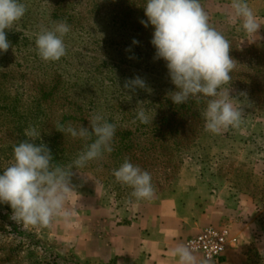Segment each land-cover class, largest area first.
<instances>
[{
  "label": "rangeland",
  "instance_id": "rangeland-1",
  "mask_svg": "<svg viewBox=\"0 0 264 264\" xmlns=\"http://www.w3.org/2000/svg\"><path fill=\"white\" fill-rule=\"evenodd\" d=\"M21 2L27 7L26 14L12 30H6L11 46L0 53V174L11 163L14 146L26 138L24 131L30 126L41 131L36 143L48 146L53 163L70 164L91 141L64 134L58 131L60 126L89 127L91 115L100 113L116 125L113 151L73 169V187L83 178L94 180L95 172L100 179L107 174L113 176V170L125 158L148 171L153 187L165 191L175 168L192 154L207 164L212 176H227L236 190L253 197L264 222V136H247L250 125L264 116V0H247L260 25L252 35L246 34L239 22H232L231 0H200L209 23L231 44L229 55L236 66L231 82L224 88L234 106L243 110V117L238 127L220 134L204 127L194 145L182 151L173 144L175 136L159 140L148 128H140L136 119L137 111L143 109L149 121L160 120L158 115L153 116L152 107L164 104L176 90L165 61L154 59L155 48L150 43L154 29L140 23L147 19L143 9L146 0ZM56 21L70 25L64 37L67 54L58 61H44L37 54L36 33ZM133 39L139 43L133 45ZM136 76L146 82L147 88L125 89V81ZM195 99L200 98H190ZM200 101L198 106L204 111L207 98L201 97ZM126 130L137 139L125 154L120 142ZM165 169L170 170L164 174ZM103 184L114 197L110 207L116 212H123V200L136 202L132 188L115 177ZM97 200L86 195L82 205H94ZM78 205L71 199L66 204L75 212L70 222L56 219L50 226L33 227L14 221L11 207L0 203V264H73L71 255L62 257L58 248L63 246L59 237L70 238L72 228L86 224L82 215L79 220L75 218L82 211Z\"/></svg>",
  "mask_w": 264,
  "mask_h": 264
},
{
  "label": "clouds",
  "instance_id": "clouds-1",
  "mask_svg": "<svg viewBox=\"0 0 264 264\" xmlns=\"http://www.w3.org/2000/svg\"><path fill=\"white\" fill-rule=\"evenodd\" d=\"M230 7L232 22H239L248 35L258 31L260 25L247 0H231ZM143 9L147 19L140 23L154 29L150 41L155 48L154 59L165 61L170 81L176 88L170 93L172 102L180 105L192 97H205L207 103L202 115L206 131L220 134L230 127H238L243 110L234 106L229 91L224 88L231 82L236 66L229 55L231 44L209 23L200 0H146ZM26 11L21 0H0V53L7 52L11 46L6 30H12ZM69 31L66 21H56L50 28L37 32L38 56L53 62L64 57L67 54L64 37ZM138 43L133 39V45ZM124 88L135 91L146 89L147 85L136 76L126 80ZM136 119L145 124L149 122L143 109L137 111ZM88 121L89 127L69 125L58 130L73 138L91 141L68 165L53 163L48 146L36 143L41 139V131L34 126L25 129L26 138L14 146L11 163L0 174V203L11 207L14 221L33 227L50 226L56 219L71 221L75 212L66 204L75 191L71 184L73 169L83 168L113 151L116 125L100 113L91 115ZM113 176L117 182L131 187V195L137 200L153 197L151 174L128 159L113 170ZM171 254L178 258V264H198L194 249L188 245L177 244Z\"/></svg>",
  "mask_w": 264,
  "mask_h": 264
},
{
  "label": "crops",
  "instance_id": "crops-1",
  "mask_svg": "<svg viewBox=\"0 0 264 264\" xmlns=\"http://www.w3.org/2000/svg\"><path fill=\"white\" fill-rule=\"evenodd\" d=\"M247 136H264V116L250 125ZM74 189L70 199L82 209L75 218L82 215L86 224L72 228L70 238L59 237L63 246L58 248L62 257L71 255L73 264H178L172 249L187 245L189 237L208 226L227 227L232 242L222 261L207 264H264V222L254 198L236 190L227 176H212L192 154L167 190L154 192L151 199L123 200V212L110 207L114 197L106 184L89 177ZM86 195L98 197L97 203L82 205ZM195 255L198 264L204 261Z\"/></svg>",
  "mask_w": 264,
  "mask_h": 264
},
{
  "label": "trees",
  "instance_id": "trees-1",
  "mask_svg": "<svg viewBox=\"0 0 264 264\" xmlns=\"http://www.w3.org/2000/svg\"><path fill=\"white\" fill-rule=\"evenodd\" d=\"M175 91V90H174ZM200 99L188 100L184 104L175 105L171 99L165 100L164 104L154 105L153 116H159L160 120L157 118H152L147 124L141 123L140 128H148L150 133L157 135V139L164 141L166 138L171 139L170 137H176L177 139H173V144L180 151L186 150L194 145V142L200 137L203 129H204V118H203V106L201 105V97ZM194 106L196 107L194 109ZM131 109H135V106H128ZM127 107V108H128ZM185 117L190 118L191 120L185 119ZM152 125V127H148ZM154 135V136H155ZM123 143V153L125 154L128 151H131V143L137 139V137H133L130 131H124L122 137ZM138 144V143H137ZM125 157V156H124ZM125 158H123L124 162ZM179 163H181L179 161ZM180 165V164H179ZM178 168H175V173ZM170 169H165L164 174H166ZM92 176L95 181L99 183H105L107 181H111L114 177L112 175H104L105 178L100 179V176L97 172L92 173ZM161 184V183H160ZM155 192H162L163 189L158 187H153ZM134 199H136L134 197ZM222 261V260H221Z\"/></svg>",
  "mask_w": 264,
  "mask_h": 264
},
{
  "label": "built area",
  "instance_id": "built-area-1",
  "mask_svg": "<svg viewBox=\"0 0 264 264\" xmlns=\"http://www.w3.org/2000/svg\"><path fill=\"white\" fill-rule=\"evenodd\" d=\"M231 242V233L227 227L208 226L189 237L187 245L207 263H219Z\"/></svg>",
  "mask_w": 264,
  "mask_h": 264
}]
</instances>
